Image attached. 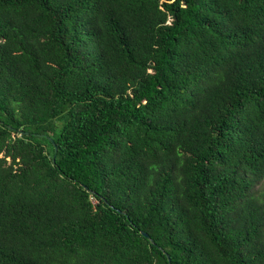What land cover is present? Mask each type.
<instances>
[{"label":"trees","instance_id":"obj_1","mask_svg":"<svg viewBox=\"0 0 264 264\" xmlns=\"http://www.w3.org/2000/svg\"><path fill=\"white\" fill-rule=\"evenodd\" d=\"M262 180L264 0H0V264H264Z\"/></svg>","mask_w":264,"mask_h":264},{"label":"rangeland","instance_id":"obj_2","mask_svg":"<svg viewBox=\"0 0 264 264\" xmlns=\"http://www.w3.org/2000/svg\"><path fill=\"white\" fill-rule=\"evenodd\" d=\"M57 126H60L61 123L60 122H56ZM254 193L259 197V199L261 201L264 202V180L256 183L255 187H254Z\"/></svg>","mask_w":264,"mask_h":264},{"label":"water","instance_id":"obj_3","mask_svg":"<svg viewBox=\"0 0 264 264\" xmlns=\"http://www.w3.org/2000/svg\"><path fill=\"white\" fill-rule=\"evenodd\" d=\"M55 150H56V149H55ZM143 236H144L145 238H147V239L151 242V244H154L153 241L150 239V237H149L147 234L143 233ZM167 259H168V261H169V258H168V257H167Z\"/></svg>","mask_w":264,"mask_h":264}]
</instances>
